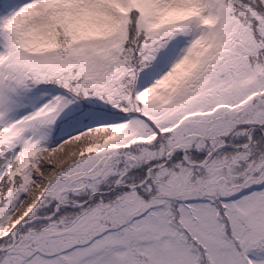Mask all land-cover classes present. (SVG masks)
Listing matches in <instances>:
<instances>
[{
	"label": "snow or ice",
	"instance_id": "snow-or-ice-1",
	"mask_svg": "<svg viewBox=\"0 0 264 264\" xmlns=\"http://www.w3.org/2000/svg\"><path fill=\"white\" fill-rule=\"evenodd\" d=\"M0 264H264V0H0Z\"/></svg>",
	"mask_w": 264,
	"mask_h": 264
}]
</instances>
